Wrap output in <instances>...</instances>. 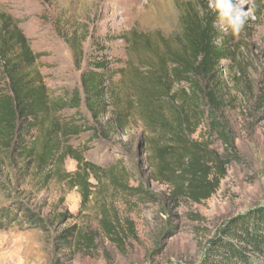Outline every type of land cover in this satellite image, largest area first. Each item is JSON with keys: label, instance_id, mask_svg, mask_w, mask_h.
<instances>
[{"label": "rangeland", "instance_id": "1", "mask_svg": "<svg viewBox=\"0 0 264 264\" xmlns=\"http://www.w3.org/2000/svg\"><path fill=\"white\" fill-rule=\"evenodd\" d=\"M231 4V15L245 21L239 33L217 11L216 0H0L1 9L20 24L33 50L43 55L38 69L53 100L69 101L81 92V74L98 47L116 60L119 72L125 70L129 82L146 55L131 46L134 38L145 37V42L159 47L177 39L191 9L211 13L220 35L239 45L240 58L238 80L230 81L224 92L223 113L238 160L228 166L210 200L170 201L169 187L150 177L148 134L137 116L128 132L110 144L88 146L85 158L96 166L120 161L116 174L126 173L123 184L142 187L151 195L149 200L130 197L105 177L99 184L93 181L96 187L86 205L77 189L59 179L38 193L29 186L30 178L19 175L10 155L0 152V179L13 200L40 211L49 224L47 233L0 231V264H200L226 222L264 208V0ZM72 36L83 46L81 65L69 44ZM3 86L0 79V89ZM82 113L88 115L85 109ZM74 114L68 110L61 115ZM196 139L224 152L223 143L210 138L207 123ZM62 168L73 174L77 163L67 159ZM6 202L0 195V207ZM58 217L62 218L56 225ZM103 221L111 224V232ZM70 228L76 229L77 238L69 239L72 248H62L56 235Z\"/></svg>", "mask_w": 264, "mask_h": 264}, {"label": "trees", "instance_id": "2", "mask_svg": "<svg viewBox=\"0 0 264 264\" xmlns=\"http://www.w3.org/2000/svg\"><path fill=\"white\" fill-rule=\"evenodd\" d=\"M210 14L189 10L181 36L165 40L160 47L135 37L131 46L146 53L145 63L129 82L125 70L119 72L116 60L98 47L81 74V92L67 101L52 99L38 69L43 55L33 50L20 24L0 7V79L4 83L0 152L10 155L19 175L30 178L29 186L38 193L59 179L77 189L86 205L96 187L93 181L99 184L105 177L130 197L149 200L151 195L142 187L123 184L126 173L116 174L120 161L96 166L85 158L88 146L110 144L128 132L137 116L148 134L150 177L169 187L170 201L202 204L210 200L226 178L228 166L238 160L223 113L226 86L240 75L239 45L220 35ZM69 44L81 65V41L72 36ZM83 109L88 115H82ZM68 110L75 114L61 115ZM204 123L210 138L223 143V153L196 139ZM67 159L77 163L73 174L62 168ZM0 195L7 200L0 207V231H49L42 213L13 200L1 179ZM248 213L220 228L200 264H264V208ZM103 226L111 232L109 222L103 221ZM75 238V228L56 235L59 246L66 249L72 248L69 239Z\"/></svg>", "mask_w": 264, "mask_h": 264}, {"label": "clouds", "instance_id": "3", "mask_svg": "<svg viewBox=\"0 0 264 264\" xmlns=\"http://www.w3.org/2000/svg\"><path fill=\"white\" fill-rule=\"evenodd\" d=\"M216 9L220 15L228 20V26L234 33H239L244 25V20L240 15L233 17L231 15V0H216Z\"/></svg>", "mask_w": 264, "mask_h": 264}]
</instances>
